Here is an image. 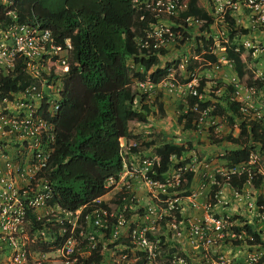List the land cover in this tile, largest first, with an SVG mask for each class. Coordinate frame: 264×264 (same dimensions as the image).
<instances>
[{"label": "built area", "instance_id": "1", "mask_svg": "<svg viewBox=\"0 0 264 264\" xmlns=\"http://www.w3.org/2000/svg\"><path fill=\"white\" fill-rule=\"evenodd\" d=\"M189 1L130 0L136 11L146 12L153 19L144 36L136 40L137 49L152 50V55H157L156 51L169 43L185 44L184 34L193 27L208 21L222 28L229 19L241 14L246 20L242 28L250 38L242 41L241 47L251 51V56L262 55L264 60V41L260 40L264 38V0H206L207 19L193 16L181 19L179 16L187 10ZM0 3L9 4L6 0ZM195 3L203 10L201 1ZM5 15L8 22L0 27V264H158L162 250L168 258L161 264H191L180 252L168 253L163 233L185 239L194 251L200 249L204 254L201 259L207 264L259 263L264 231L250 228L253 233H246L244 224L235 225L229 216L215 217L205 205L201 217L186 218L185 222L177 220L175 214L181 209L173 192L180 186L186 169L176 166L160 179L151 178L159 159L141 157L134 140L119 145L121 171L105 183L106 194L117 195L111 205L98 198L87 209L68 211L52 203L53 192L42 173L54 141L52 120L60 103L71 45L68 39L57 44L51 31L36 21L19 22L13 11ZM163 19L175 24L162 23ZM17 71L24 75V82H17L15 90L4 92L5 80H11ZM251 75L256 82L233 83L234 90L227 94L226 103L236 104L243 120L253 121L264 129V66ZM196 82V77L188 73L184 87L187 96L194 99L193 106L187 107L197 113L195 126L199 128L207 120L209 125L213 123L211 113L215 106L197 108ZM159 83L169 92L175 90L173 68H167ZM136 87L139 93L147 95L152 84L140 81ZM218 120L223 122L225 118ZM128 155L131 159L126 162ZM259 157L260 153L253 151L246 162L219 171L224 184L230 186L231 177L242 176V185L250 186L257 174L262 177L258 171ZM242 185L230 190L234 200H240ZM139 189L145 190L150 203L139 204ZM196 196L194 193L187 196L192 209L199 208ZM212 200L215 205L226 204L220 191L214 192ZM246 208L257 211L253 218L264 220V204L257 206L251 201ZM223 242L237 243L236 249L243 246L246 255L235 261L222 254L219 243Z\"/></svg>", "mask_w": 264, "mask_h": 264}, {"label": "trees", "instance_id": "2", "mask_svg": "<svg viewBox=\"0 0 264 264\" xmlns=\"http://www.w3.org/2000/svg\"><path fill=\"white\" fill-rule=\"evenodd\" d=\"M6 2L7 6L0 3V27L8 22L5 13L13 11L19 22L36 21L49 29L57 44L61 45L65 39L70 42L68 69L57 114L52 120L54 141L42 175L52 189V203L68 211L79 207L87 209L94 200L106 194L107 179L121 171L119 141L134 138L129 134V124L145 122L147 108L143 102L146 95L137 91L135 83L144 81L146 72L156 66L158 60L152 50L137 49L136 40L144 36L153 19L146 12L136 11L130 0ZM196 6L195 0H190L187 10L179 17H203L202 9ZM162 50L155 54L162 55ZM239 56L238 52L226 51V58L232 61L240 81L256 82ZM128 58H133V67H141V72L128 67ZM166 69L155 68L147 76L148 81L157 84L165 77ZM24 80V75L17 71L11 80H5L4 92L15 90L16 83ZM136 100L138 107L134 104ZM193 101L188 103L190 108ZM197 108L203 106L197 102ZM229 109L232 118L240 119V123L236 137L228 134L225 140L236 149L225 153L221 160L228 166L237 165L246 162L249 153L258 151L261 163L264 161V129L253 121L243 120L236 104L229 105ZM192 116L188 114L184 118L189 122ZM232 118L227 117L229 127L233 124ZM177 150L172 145L155 150L159 166L151 178L160 179L168 171L169 157ZM181 178L180 189L188 188L192 173L183 172ZM257 179L260 182L261 177L257 175ZM243 182L242 176H234L229 184L238 188ZM243 228L246 233H253L249 227L244 225ZM172 252L174 249H168L169 254Z\"/></svg>", "mask_w": 264, "mask_h": 264}, {"label": "crops", "instance_id": "3", "mask_svg": "<svg viewBox=\"0 0 264 264\" xmlns=\"http://www.w3.org/2000/svg\"><path fill=\"white\" fill-rule=\"evenodd\" d=\"M199 1H201L202 8L204 7L202 10L204 15L201 18L207 19V1ZM161 22L175 24V21L170 19L169 21L163 19ZM205 23L207 24L206 27H204ZM205 23L198 28L193 27L187 31V42L185 44L173 45L169 43L162 50V55H156L158 64L146 72L144 81L148 80L147 76L155 68L170 67L173 68L174 72L175 90L172 92L167 91L159 83L161 79L157 84H152V89L143 102V105H146L147 108L145 122L143 124L138 122L130 123L128 126L129 134L134 138L121 139L120 144H128V142L134 140L138 144V154L141 157L149 158H158L155 150L163 145H172L178 149L175 154L169 157V168L182 165L181 167L186 169L184 172L190 171L192 173V179L188 188L180 189L179 186L174 189L173 193L181 209V212L175 214L177 220L185 222L186 218L201 217L203 214L201 208L205 205L209 207V211H211L210 213L213 216H229L230 219L234 220L235 225L244 224L247 227L250 226L253 230L251 221H256L253 216L254 214L256 216L257 211L248 210L246 203L252 201L257 206L264 204V167H261L264 161L259 164L260 170H258L261 171L259 173H261L262 177L257 174L261 177L260 182H257L258 179H256L250 186L249 184L242 185L240 189L242 191L240 194L241 198L237 201L232 198L230 193V190L234 191L236 188H232L228 184L225 185V179H221V175L218 173L219 171L223 172L227 164L224 160L219 161L220 159L217 160L216 158H221L225 153L236 149L230 142H226L225 137L228 134L232 138L236 137L240 119L232 118V112L226 103V98L227 94L234 90L233 83H244L237 76L232 61L226 58V51L238 52L240 55L239 59L245 63L250 74L256 69L262 70L264 60H262V55L251 56V51L244 50L241 47L242 41L250 39L242 28V26L246 25V20L241 14H236L235 19H229L227 25L222 28L217 24H210L208 21ZM220 31L223 32V37L219 35ZM260 40L264 41V38ZM136 57L141 56L136 55ZM132 59L128 58L126 61L129 68L133 67V65L128 63V61H133ZM183 60H186L185 64H183ZM133 68L134 72H141V67ZM188 73H192L197 79L196 86L199 94V104L203 108L215 106V111L211 113L213 123L210 125L207 120L206 123L197 128L195 126L197 113L188 110L189 101L194 100L187 96L188 93L184 87ZM217 108L221 109L222 112L220 113ZM188 114L193 115L189 122L184 118ZM223 117L225 121L221 122L218 120ZM227 117L232 118L233 124L230 126L231 128L227 123ZM217 138H220V140L216 141L215 139ZM125 159L126 162L130 161L131 155L126 156ZM215 182H218L219 186H216ZM201 185H203L202 189H200ZM215 191L221 192L224 202H226L225 205H215L212 200ZM137 193L141 206L150 203V200L145 197V190L139 189ZM185 193H187L186 196ZM191 193L197 195L195 198L196 206H199L197 209H192L190 204H188L187 196ZM116 198L117 195L107 193L101 196L99 200L106 205H111ZM182 233H185L184 230ZM168 240V237L164 236L163 245H166ZM183 240V238L176 239L180 243ZM184 242L186 243V241ZM165 248H172L174 252H182L184 250L183 245L180 249L171 246ZM194 252L197 255L195 264H207L201 259L204 254H201L203 252L200 249H196Z\"/></svg>", "mask_w": 264, "mask_h": 264}, {"label": "rangeland", "instance_id": "4", "mask_svg": "<svg viewBox=\"0 0 264 264\" xmlns=\"http://www.w3.org/2000/svg\"><path fill=\"white\" fill-rule=\"evenodd\" d=\"M129 64L132 65V61H128ZM136 107H138V101L136 103ZM207 127V126H206ZM217 160L220 159L219 161H221V158L218 157L216 158ZM222 165V164H219ZM261 167H264V162L261 165ZM257 198V197H256ZM264 200V198H263ZM234 221V220H233ZM251 226H253V230L255 232L257 231H264V220L261 221H251ZM165 237H168V241L166 242V245H164L165 247H178L179 249L182 248V245L184 247V250L182 252H180L184 257L187 258V260L189 262H191V264H195V260L197 258V255L195 254L194 250H192L189 246V244H187L188 241H186L185 239L180 243L176 241V238L173 236H171L170 233H163ZM186 241V243L184 242ZM164 247V248H165ZM219 250L222 251V254L226 253L227 256L231 257L232 259H234L235 261H239L242 260V258L246 255L247 251L246 249L241 246L239 249L233 248V244L231 243H219ZM179 255V253H178ZM168 258V256H166L165 250H162V254L159 258V262L158 264L164 263L165 260ZM207 260V259H205ZM209 260L212 261V256L209 258ZM210 262V261H209ZM205 263V262H204ZM258 264H264V250L262 251V256L259 260Z\"/></svg>", "mask_w": 264, "mask_h": 264}, {"label": "clouds", "instance_id": "5", "mask_svg": "<svg viewBox=\"0 0 264 264\" xmlns=\"http://www.w3.org/2000/svg\"><path fill=\"white\" fill-rule=\"evenodd\" d=\"M201 9V8H200ZM130 69H134L133 67H130ZM162 80V79H161ZM141 94V93H140ZM136 103H137V100L134 102V104H135V107H136ZM121 140V139H120ZM119 145H120V141H119ZM120 147V146H119ZM228 165H226V167H227ZM249 228H250V226H249ZM233 244V246H237L238 244L237 243H232ZM239 246V245H238ZM233 248H237V247H233Z\"/></svg>", "mask_w": 264, "mask_h": 264}]
</instances>
